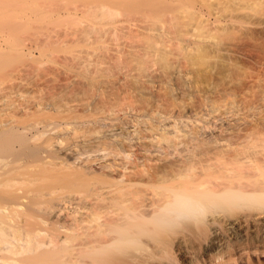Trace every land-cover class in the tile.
<instances>
[{
	"label": "bare ground",
	"instance_id": "1",
	"mask_svg": "<svg viewBox=\"0 0 264 264\" xmlns=\"http://www.w3.org/2000/svg\"><path fill=\"white\" fill-rule=\"evenodd\" d=\"M56 15L0 33L26 61L0 70V264H235L222 233L264 206V70L231 57L264 33V0Z\"/></svg>",
	"mask_w": 264,
	"mask_h": 264
},
{
	"label": "rangeland",
	"instance_id": "2",
	"mask_svg": "<svg viewBox=\"0 0 264 264\" xmlns=\"http://www.w3.org/2000/svg\"><path fill=\"white\" fill-rule=\"evenodd\" d=\"M78 0L70 2L69 0H0V33L14 31L16 34H24L28 29V24H35V18H59L56 15L58 10L70 8ZM261 10V6L257 7ZM29 18L27 21L23 19ZM10 24L15 26L10 27ZM240 33L231 31L227 37H239ZM242 50L231 57V60L247 68L251 72L264 70V33L251 35L249 32L242 34ZM0 70L2 65H22L26 63L25 59L18 54L10 53L0 46ZM32 56H37L38 52L32 50ZM40 71H45L40 69ZM37 88H29L30 95H39L45 92L52 79L46 72L40 73ZM42 89V90H41ZM190 118V114H189ZM183 125V123H180ZM223 213V211H221ZM243 217V233L239 238H231L229 234L224 235L223 244L219 252H227L230 245L229 253L236 261L235 264H264V222L261 216L264 215V206H250L241 208L240 213ZM257 218V219H256ZM197 254V255H196ZM227 256V254H225ZM199 260L200 264H210L211 252L202 251L192 253ZM199 259H198V258ZM228 259V257H226ZM226 264H233L227 261Z\"/></svg>",
	"mask_w": 264,
	"mask_h": 264
}]
</instances>
